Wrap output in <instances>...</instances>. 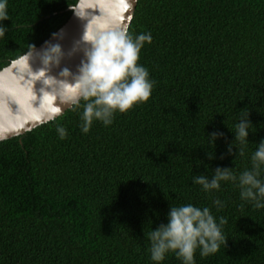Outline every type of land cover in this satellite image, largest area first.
<instances>
[{"label":"trees","instance_id":"obj_1","mask_svg":"<svg viewBox=\"0 0 264 264\" xmlns=\"http://www.w3.org/2000/svg\"><path fill=\"white\" fill-rule=\"evenodd\" d=\"M78 1L8 0L0 71L63 27ZM128 31L152 36L138 61L154 81L147 102L86 134L81 107L0 142V264H154L148 233L186 204L227 220L226 244L205 258L197 250L195 264H264V208L231 182L210 193L193 183L217 167L250 170L264 140V0H138ZM247 114L244 155L238 142L229 155ZM213 132L224 134L215 148ZM162 264L181 262L169 253Z\"/></svg>","mask_w":264,"mask_h":264},{"label":"clouds","instance_id":"obj_2","mask_svg":"<svg viewBox=\"0 0 264 264\" xmlns=\"http://www.w3.org/2000/svg\"><path fill=\"white\" fill-rule=\"evenodd\" d=\"M8 0H0V39L5 38L8 29L3 21L9 20L7 9ZM76 15L82 17L76 8L71 7ZM83 18V17H82ZM54 36L56 34H53ZM82 40L90 45L85 48V61L81 62L79 75L74 77L75 83H59V96L75 111L83 108L80 115L81 131L88 133L94 121L102 122L105 127L113 123L117 112L126 113L137 103L149 100L152 94L154 81L146 67L139 64L140 52L145 43L152 42L151 33L133 36L127 26L120 27L113 23L104 24L93 29L89 23L85 27ZM34 50V46L29 45ZM33 51L26 54L29 61ZM59 45L49 46L45 51L42 62L47 67L58 64L61 57ZM47 86H52L54 102L56 100L57 81L46 76L45 70L37 72ZM71 74L65 69L61 76L67 78ZM81 102H83L81 104ZM57 108V114L60 112ZM252 125L246 117L240 119L235 126L234 141L228 145V154H232L236 142L240 145L238 152L244 155ZM60 139H65L67 131L58 127ZM233 132V131H232ZM223 133L213 132L208 137V144L215 148L217 139ZM208 158L213 159V152H208ZM223 158V157H221ZM264 140L257 144L251 156V169L236 175L232 168L217 167L211 177L205 174L193 177V183L201 186V190L210 193L219 191L222 182H231L240 189L241 200L254 203L256 208H264ZM219 210L224 205L220 200L213 201ZM227 223L224 217L216 218L208 207L203 209L193 204L171 206L167 214V223H162L148 233L151 242L150 259L154 264H162L169 253H174L181 264H195V253L199 250L202 258L219 251L221 244H226L222 226Z\"/></svg>","mask_w":264,"mask_h":264},{"label":"water","instance_id":"obj_3","mask_svg":"<svg viewBox=\"0 0 264 264\" xmlns=\"http://www.w3.org/2000/svg\"><path fill=\"white\" fill-rule=\"evenodd\" d=\"M137 3L138 0H79L73 8L83 18L70 8V19L55 36L32 50L29 61L25 54L0 71V142L25 135L72 109L59 96V83L74 84V77L79 75L81 62L86 60L84 50L90 47L82 40L87 23L93 29L113 23L129 28ZM55 45L61 48L59 63L46 67L42 62L43 55L49 46ZM65 69L71 74L67 78L61 76ZM41 70L58 82L55 102L52 86L40 80L37 72ZM57 108L61 109L59 114Z\"/></svg>","mask_w":264,"mask_h":264},{"label":"snow or ice","instance_id":"obj_4","mask_svg":"<svg viewBox=\"0 0 264 264\" xmlns=\"http://www.w3.org/2000/svg\"><path fill=\"white\" fill-rule=\"evenodd\" d=\"M122 2H123V0H122ZM127 8H128V5L127 4H125V10H127ZM130 18V17H129Z\"/></svg>","mask_w":264,"mask_h":264}]
</instances>
